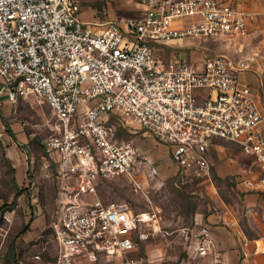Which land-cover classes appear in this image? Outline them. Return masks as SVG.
Returning <instances> with one entry per match:
<instances>
[{
	"label": "built area",
	"instance_id": "built-area-1",
	"mask_svg": "<svg viewBox=\"0 0 264 264\" xmlns=\"http://www.w3.org/2000/svg\"><path fill=\"white\" fill-rule=\"evenodd\" d=\"M83 1L0 0V92L12 104L33 93L51 109L42 138L56 178L51 264H226L210 221L164 224L161 205L135 210L124 197L103 196L100 183L124 176L138 185L160 174L140 143L118 135L115 115L166 143L184 173L209 175L210 144L235 141L255 166L240 180L264 189V115L241 76L253 56L242 39L252 10L245 0H137L141 16L97 25L81 16ZM210 36L234 42L238 55L196 61L156 52ZM231 224L242 258L264 253L260 237ZM143 240H155L151 252L141 251Z\"/></svg>",
	"mask_w": 264,
	"mask_h": 264
},
{
	"label": "rangeland",
	"instance_id": "rangeland-1",
	"mask_svg": "<svg viewBox=\"0 0 264 264\" xmlns=\"http://www.w3.org/2000/svg\"><path fill=\"white\" fill-rule=\"evenodd\" d=\"M245 3L253 13L249 32L242 38L246 49L253 55L247 69L253 70L255 66V72L264 79V0H245ZM80 14L102 25L116 16L139 17L143 9L137 0H84ZM220 51L238 55L234 42L213 36L185 37L172 44L156 46V52L163 57L186 56L196 61L208 53ZM36 102L40 103L32 93L17 103V112L26 121L25 127L36 131L34 149L30 147L31 152L28 153L32 155L28 173L31 180L25 185L16 184L14 167L0 148V256L3 264H51L57 254L52 226L56 194L54 163L41 142L48 131L51 109L47 102H41V109H37ZM111 120L116 122L120 137L133 138L147 151H156V156L160 157L156 160L160 174L157 177L140 176L138 185L124 176L107 178L100 183L103 196L124 197L135 210L159 204L167 219L164 224L175 220L190 223L197 212L228 209L239 216V221L235 222L247 234H258L249 223L243 191L236 185L234 172L220 174L215 164L211 165L209 175L181 172L165 143L143 128L122 122L115 115ZM218 141L220 144L214 151L220 150L225 158L238 156L242 163L254 166L250 157H240L241 147L237 142L230 139ZM154 241H141V251L148 248L151 252Z\"/></svg>",
	"mask_w": 264,
	"mask_h": 264
},
{
	"label": "crops",
	"instance_id": "crops-1",
	"mask_svg": "<svg viewBox=\"0 0 264 264\" xmlns=\"http://www.w3.org/2000/svg\"><path fill=\"white\" fill-rule=\"evenodd\" d=\"M241 76L244 80L251 84L254 90V97L257 103L260 105L264 115L263 77L259 75L258 72H255V66L253 70H243ZM20 98L25 97H19V100ZM38 101H40V103L45 102L39 99ZM40 103L36 102L35 105L37 109H41V105H39ZM17 106L18 104H12L9 101L5 89L0 92V148L2 147V151L5 153L6 157L14 167V177L16 184L21 186L22 184L25 185L31 180L28 173L30 168L29 163L31 161L32 155H29L28 153L29 151L31 152L30 147L34 149V144L36 143V131L34 129L30 130L25 127L24 123L26 121L22 120V118L18 115ZM2 116L8 121L13 134L7 130L6 123ZM258 128L264 132V116L261 122L258 124ZM218 139L223 138H217L213 143L210 144L208 149V156L210 158L211 165L215 164L216 169L220 174L229 172L235 173L236 185L243 191V203L245 204L246 210L248 212L249 223L251 224L252 228L256 230V233H258L250 236H258L264 241V219H262V215H264V189L247 187L245 183L240 180L245 169L250 168V163L243 162L245 163L243 164L238 156H229L225 158L221 154L220 150L216 149L214 151L215 147H218L220 144ZM165 145L166 148H168L166 143ZM164 149L165 147H163V150ZM240 151L241 158L244 156L250 157V155L245 153L242 149ZM149 153L156 160L160 158L156 156V151ZM196 217L210 221L212 223L213 234L218 240L219 245L225 250L226 264H264V253H256L252 258L241 257L238 247V232L235 231V227L231 224V221L238 220L239 216L236 213L230 212L228 209H223L215 210L209 213L197 212ZM228 222L230 224H228ZM242 233L244 235H249L243 228Z\"/></svg>",
	"mask_w": 264,
	"mask_h": 264
},
{
	"label": "trees",
	"instance_id": "trees-1",
	"mask_svg": "<svg viewBox=\"0 0 264 264\" xmlns=\"http://www.w3.org/2000/svg\"><path fill=\"white\" fill-rule=\"evenodd\" d=\"M2 118H3V120H4V121H5V123H6L7 130L13 134V132H12V129H11V127H10V125H9L8 121H7V120H5V118H4L3 116H2Z\"/></svg>",
	"mask_w": 264,
	"mask_h": 264
}]
</instances>
